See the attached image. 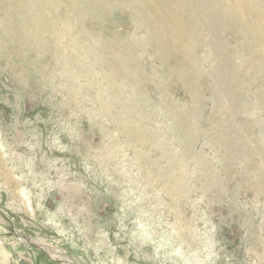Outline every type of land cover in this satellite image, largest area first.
Masks as SVG:
<instances>
[{"label":"rangeland","instance_id":"374dc122","mask_svg":"<svg viewBox=\"0 0 264 264\" xmlns=\"http://www.w3.org/2000/svg\"><path fill=\"white\" fill-rule=\"evenodd\" d=\"M188 1L182 61L131 0H0V264H264L259 33Z\"/></svg>","mask_w":264,"mask_h":264},{"label":"bare ground","instance_id":"6f19581e","mask_svg":"<svg viewBox=\"0 0 264 264\" xmlns=\"http://www.w3.org/2000/svg\"><path fill=\"white\" fill-rule=\"evenodd\" d=\"M136 6V9L142 13L144 24L149 28V37L151 43L157 48L160 56L164 59L174 60L179 57L182 61H187L185 53H181L177 48L178 39H182L183 28L180 16L186 14L191 9V4L188 0H131ZM236 7L227 6L219 10L223 17L233 20L234 18L244 17L245 22L250 24L252 31L259 33L260 42L255 47L258 54L264 56L263 45L264 32H260L254 29L255 18L259 10L256 4H252L250 0H234ZM241 6V7H240ZM75 8V7H74ZM76 9V8H75ZM83 12V10H82ZM247 15V16H245ZM203 16V14H202ZM215 15L208 16V19L212 22H216ZM258 20V19H257ZM264 23V18H261V22ZM185 38L188 35L185 34ZM178 54V55H177ZM175 56V57H174ZM189 69V67H188ZM187 71V69H186Z\"/></svg>","mask_w":264,"mask_h":264}]
</instances>
